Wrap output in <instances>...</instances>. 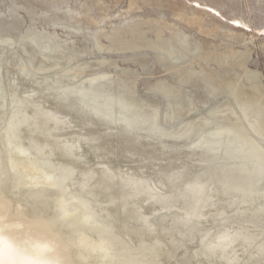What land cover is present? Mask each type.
Wrapping results in <instances>:
<instances>
[{"label": "clouds", "instance_id": "clouds-1", "mask_svg": "<svg viewBox=\"0 0 264 264\" xmlns=\"http://www.w3.org/2000/svg\"><path fill=\"white\" fill-rule=\"evenodd\" d=\"M141 2L66 22L54 8L0 39V264H264V76L242 51L148 27ZM132 56L158 74L133 75ZM105 138L141 150L116 157Z\"/></svg>", "mask_w": 264, "mask_h": 264}, {"label": "rangeland", "instance_id": "rangeland-1", "mask_svg": "<svg viewBox=\"0 0 264 264\" xmlns=\"http://www.w3.org/2000/svg\"><path fill=\"white\" fill-rule=\"evenodd\" d=\"M200 5L197 7L196 5ZM128 0H109V8L119 10L126 8ZM54 8L61 11L53 13L56 22H66V12L80 11L90 14L93 18H99L106 9L97 4V0H0V39L18 40L21 35L31 29L39 28L45 24L44 13H52ZM142 11L136 13L148 26L159 23L172 24L178 33V39L184 35H193L201 41L208 51L217 49H230L235 52H244L243 64L251 71L264 76V4L257 0H142L139 4ZM209 8L219 12L217 17ZM235 17L241 27L232 22ZM179 18V19H177ZM87 22H84V26ZM75 25H73L74 27ZM61 38L65 35L60 29L56 30ZM75 40V50L86 52L88 41L84 38L71 35ZM17 54L24 59L23 53L17 49ZM11 55L5 57V61L11 60ZM128 71L133 75H140L148 80L158 74L155 61L149 57L132 56ZM16 62L13 61V64ZM6 71L15 75L14 68H6ZM216 75L222 79L234 78L232 70L217 71ZM170 84L179 88L175 78ZM185 96L192 99L197 109L202 107L204 96L199 85H192L183 89ZM31 114V113H29ZM256 117L264 120V114L256 110ZM54 119L59 117L54 115ZM91 135H103V130H88ZM106 153L116 157H122L126 151H140V148L126 145L118 139L105 138L101 145ZM87 151V150H86ZM89 159H92L90 156ZM179 255H183L180 253ZM179 258V257H178Z\"/></svg>", "mask_w": 264, "mask_h": 264}, {"label": "snow or ice", "instance_id": "snow-or-ice-1", "mask_svg": "<svg viewBox=\"0 0 264 264\" xmlns=\"http://www.w3.org/2000/svg\"><path fill=\"white\" fill-rule=\"evenodd\" d=\"M197 7H200V5H196ZM209 12H211L212 14H214L215 16L219 17L220 13L214 11L212 8H209ZM232 22L236 24L237 27H241L242 25L238 23L237 19L235 17L232 18Z\"/></svg>", "mask_w": 264, "mask_h": 264}, {"label": "bare ground", "instance_id": "bare-ground-1", "mask_svg": "<svg viewBox=\"0 0 264 264\" xmlns=\"http://www.w3.org/2000/svg\"><path fill=\"white\" fill-rule=\"evenodd\" d=\"M257 118V117H256Z\"/></svg>", "mask_w": 264, "mask_h": 264}]
</instances>
